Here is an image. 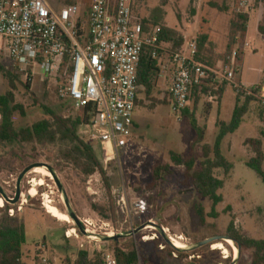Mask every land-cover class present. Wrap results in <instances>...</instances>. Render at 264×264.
<instances>
[{
  "label": "rangeland",
  "instance_id": "obj_1",
  "mask_svg": "<svg viewBox=\"0 0 264 264\" xmlns=\"http://www.w3.org/2000/svg\"><path fill=\"white\" fill-rule=\"evenodd\" d=\"M57 1L58 6L78 4L82 11L87 10L89 5L82 0ZM238 2L135 0L133 10L138 21L159 16L165 26L177 31L185 41L207 35L205 60L218 69L222 67L226 70L229 67L228 56L238 50L239 66L235 80L249 88L257 85L264 88V36L258 31L260 22L264 24V1L251 0L248 11L244 12L250 16L244 36L231 29L232 21L237 15L243 14V11H238ZM245 43L248 47L243 49ZM0 62L11 68L8 60ZM168 63L171 64V59L164 54L158 62L159 71L153 79L149 96L145 89H140L135 115L136 128L129 147L119 152L112 162L105 165L100 146L88 142L78 128V136L90 143L96 152L109 187L99 173L86 176L71 161L65 160L62 148L57 144H0V190L9 200L16 197L20 174L32 165L45 170L50 167L62 187L60 191L52 176L41 178L30 172L21 181L18 202L12 204L5 201L0 194V199L5 203L0 208V221L7 211L9 217L18 218L25 226L26 243L22 247L24 263L75 264L80 252H86L88 259L92 260L101 256L100 248H105L114 253L117 249L135 253L141 260L153 259L155 264H252V250L239 248L230 240L237 249L234 256L233 248L225 241L230 239L229 225L232 222L235 232L242 236L264 240V184L246 167V162L254 154L244 144L248 138L261 137L264 125L259 116L260 108L256 102H251L240 128L223 141L222 152L234 169L228 176L221 170L215 172V176L225 183L220 191L224 201L212 211L210 201L199 200L192 188L179 186L185 169L174 166L170 161V152L183 156L190 153L194 131L186 116H177L171 110V81L166 69L162 72ZM14 73L15 103L21 105L25 112L24 117L14 114L16 130L50 119L47 110L62 118L74 116L75 111H72L69 102L58 98L54 79L43 81L37 76L29 82L19 73ZM26 84H29L28 88ZM223 85L225 92L221 103L216 93ZM8 89L7 81L0 76V95ZM236 96L232 87L220 80L213 82L208 95H202L196 105L194 98L189 101L190 112H194L199 126L205 131L203 143L194 148L197 168L203 160L202 146H213L215 142L217 120H231ZM158 164L170 165L172 175L162 176L155 183L153 170ZM34 179L43 185L38 184L36 196L31 197L28 192ZM123 193L131 209V218L122 215L118 209V201ZM47 198L68 216L66 199L69 209L79 220L91 224L90 234L82 235L70 218L69 224L49 214L45 208ZM134 203H141L145 210H132ZM148 225L152 229L145 231ZM142 226L143 229L136 232ZM71 229L75 233L70 234ZM67 234L71 237L67 238ZM154 236V240L143 241L144 237L150 239ZM171 236L182 237L180 242L185 248L177 250L169 245L166 238ZM207 240L210 243L202 244ZM216 244L222 251L212 249Z\"/></svg>",
  "mask_w": 264,
  "mask_h": 264
},
{
  "label": "built area",
  "instance_id": "obj_2",
  "mask_svg": "<svg viewBox=\"0 0 264 264\" xmlns=\"http://www.w3.org/2000/svg\"><path fill=\"white\" fill-rule=\"evenodd\" d=\"M134 2L90 0L87 10L82 11L78 4L58 6L57 0H0V60H8L26 81L37 76L43 81L54 79L58 98L69 102L76 112L86 111L87 121L80 129L88 142L100 146L105 165L127 149L132 139L138 68L145 48L152 50V58L163 53L171 59L169 93L175 115L180 116L188 107L193 86L221 80L241 99L256 102L264 120V88H249L235 80L238 50L228 56L226 70L199 60L196 40L185 41L179 50L172 51L159 43V28L144 32L134 17ZM250 4L251 0H239L238 11L244 14ZM118 209L131 218L124 193ZM133 209L142 212L145 206L134 203ZM82 224L89 235L91 224ZM100 251L102 264H118L114 251ZM131 264L144 263L136 256Z\"/></svg>",
  "mask_w": 264,
  "mask_h": 264
},
{
  "label": "trees",
  "instance_id": "obj_3",
  "mask_svg": "<svg viewBox=\"0 0 264 264\" xmlns=\"http://www.w3.org/2000/svg\"><path fill=\"white\" fill-rule=\"evenodd\" d=\"M89 4L90 0H82ZM264 1V0H263ZM74 4V3H67ZM249 16L247 14H239L231 23V29L235 33L244 35L247 31V24ZM145 33H152L155 28H159L158 39L159 43L166 46L172 51L179 50L185 43L182 35L177 31L165 26L160 17L153 16L150 19H142L140 21ZM259 33L264 36V24H260L258 28ZM234 35V34H233ZM232 36V35H231ZM234 38V36H233ZM232 38V42H233ZM198 45V59L202 62L212 66V63L205 60L203 53L208 44L207 35H199L197 40ZM231 45L228 47L230 49ZM164 54L159 53L157 58H152V50L145 48L141 56V61L138 68V86L140 89H145L149 96L152 87L153 79L156 72L159 71L158 62ZM13 67H5L0 62V76H2L8 83V90L6 93L0 95V144L12 146L19 143L37 142L40 144H57L62 148V156L65 160L71 161L73 165L80 168L84 175L91 176L99 173L107 187V179L103 172V168L99 163L96 152L90 143H86L78 136V128L87 121L86 111L74 112L70 104V108L75 113L69 118H62L48 112L50 119L42 120L31 127H26L16 130L13 122L15 113L25 116L24 108L15 103L14 91L16 90L15 73ZM212 81H204L203 84L193 86L190 92L189 101L194 98L195 105L199 102L202 95H208ZM29 84H26L28 88ZM261 88V86H256ZM225 91L224 85L218 90L219 101ZM252 99L247 98L242 102L239 96H236V103L232 113L231 120L226 123L224 121L216 122L218 134L216 136L213 146L204 144L202 146L203 160L199 167H196L197 161L194 155L195 146L202 144L204 141L205 131L199 126L194 112H190L187 107L182 116L188 118L189 124L194 131V140L192 148L187 156L180 155L176 152H170V161L176 167H183L185 169L184 177L178 182L179 186L192 188L199 200H208L212 203V211L214 208L224 201V197L220 191L224 188V180L215 176L218 170L223 171L225 176L230 175L234 169V165L224 156L222 152V144L228 135L234 134L241 126L244 117L247 115ZM138 105V102H137ZM69 107V106H68ZM260 119L264 120L261 116ZM136 128V125H135ZM260 138H248L245 140V146L249 147L254 156L246 162V167L252 170L258 179L264 184V151L263 138L264 130L260 133ZM101 153V152H100ZM172 175L171 166L166 164H158L153 170V181L159 182L162 176ZM4 202V201H3ZM5 205V203H4ZM2 205L1 208L4 206ZM8 206L6 205V210ZM229 237L232 239L237 247H245L253 251L252 264H264V240L249 239L233 228V222L229 225ZM26 243V232L24 224L18 218L9 217L7 211L0 221V264H26L22 260V247ZM115 258L118 264H131L136 261L135 253H126L123 250L117 249L115 251ZM144 264H155L153 259L143 258ZM75 264H102L100 257L97 259H88L86 252H80L78 260Z\"/></svg>",
  "mask_w": 264,
  "mask_h": 264
},
{
  "label": "bare ground",
  "instance_id": "obj_4",
  "mask_svg": "<svg viewBox=\"0 0 264 264\" xmlns=\"http://www.w3.org/2000/svg\"><path fill=\"white\" fill-rule=\"evenodd\" d=\"M32 173H34L36 175H39L41 178H51V174L47 170H45L44 168H36V169H34L32 171ZM38 184L43 185L42 182L38 183L37 180H35V179L32 180V187H31L30 191L28 192V195H30L31 197H35L36 196V194H37L36 186ZM2 205H4V202H3L2 199H0V208H1ZM45 208H46L47 212L49 214H51L53 217H55L56 219H58V221L64 222V223H69V224L71 223V220L69 219V217L65 213L61 212L57 207H55L52 204V202L50 201L49 198H47V202L45 204ZM151 229H152L151 225H148L147 226V230H151ZM165 232H167V229H165ZM73 233H75V230L74 229H71V233L70 234H73ZM181 239H182V237H174V238H172V236L170 237V240H171L172 244L176 248H178V249H184L185 246L180 242ZM145 240L150 241L151 238L150 239L147 238ZM225 242L230 247L233 248L234 254H235L234 256H236L237 249L235 248L233 242L230 241V240H226ZM225 258H227V257H225Z\"/></svg>",
  "mask_w": 264,
  "mask_h": 264
},
{
  "label": "water",
  "instance_id": "obj_5",
  "mask_svg": "<svg viewBox=\"0 0 264 264\" xmlns=\"http://www.w3.org/2000/svg\"><path fill=\"white\" fill-rule=\"evenodd\" d=\"M36 168H39V166L37 165H32V166H29L27 167L19 176L18 178V182H17V192H16V197L14 200H9L6 195L3 193L2 190H0V194L2 196V198L5 200V201H9V202H12V204L18 202L20 200V197H21V190H20V184H21V181L22 179L30 172H32L34 169ZM47 171L51 174L52 178L55 180L58 188L60 191H62V187L59 183V181L57 180V178L55 177V174L53 172V170L50 168V167H47ZM65 205L67 207V210H68V216L69 218L74 222L76 228L78 229V231L82 234V235H88L86 232H85V228L82 224V222L79 220V218L69 209V205L65 199ZM144 226L140 227L139 229L136 230V232L140 231L141 229H143ZM166 238V237H165ZM229 240H232V239H229ZM166 242L171 245L172 247L176 248L170 238H166ZM206 243H210V240H207V241H204L202 244H206ZM177 250H179L178 248H176Z\"/></svg>",
  "mask_w": 264,
  "mask_h": 264
},
{
  "label": "crops",
  "instance_id": "obj_6",
  "mask_svg": "<svg viewBox=\"0 0 264 264\" xmlns=\"http://www.w3.org/2000/svg\"><path fill=\"white\" fill-rule=\"evenodd\" d=\"M249 18H250V16H249ZM249 22V21H248ZM260 24H261V22H260ZM260 24H259V26H260ZM247 26H248V24H247ZM247 32V31H246ZM246 34V33H245ZM244 34V35H245ZM243 35V36H244ZM244 47H248V44L247 43H245V44H243V49H244ZM203 56H204V53H203ZM204 58H205V56H204ZM206 59V58H205ZM206 61H208V60H206ZM166 69V72L168 73V76H169V78H170V81L172 82V72H173V66H172V64H169L168 63V65L166 66L165 65V67L162 69V72H164V70ZM171 85V84H170ZM257 86H259V85H257ZM225 92V91H224ZM224 94V93H223ZM222 99H223V95H222V97H221V103H222ZM220 103V104H221ZM236 103V102H235ZM234 110V109H233ZM224 121V120H223ZM225 122V121H224ZM226 123H228V122H226ZM229 136V135H228ZM225 140V139H224ZM263 146H264V143H263ZM263 151H264V148H263Z\"/></svg>",
  "mask_w": 264,
  "mask_h": 264
},
{
  "label": "flooded vegetation",
  "instance_id": "obj_7",
  "mask_svg": "<svg viewBox=\"0 0 264 264\" xmlns=\"http://www.w3.org/2000/svg\"><path fill=\"white\" fill-rule=\"evenodd\" d=\"M32 173V172H31ZM32 174H34V173H32ZM223 245V244H222ZM212 249L213 250H221L220 248H219V246H218V244H216V245H213L212 246ZM222 251V250H221ZM227 252V251H226ZM224 255H228L229 254V252H228V254H226V253H223Z\"/></svg>",
  "mask_w": 264,
  "mask_h": 264
}]
</instances>
